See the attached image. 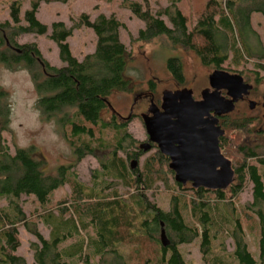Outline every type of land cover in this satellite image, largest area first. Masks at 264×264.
<instances>
[{
    "label": "trees",
    "instance_id": "1",
    "mask_svg": "<svg viewBox=\"0 0 264 264\" xmlns=\"http://www.w3.org/2000/svg\"><path fill=\"white\" fill-rule=\"evenodd\" d=\"M51 1L67 0H29L23 11L21 0L10 1L9 20L0 22V66L10 71L27 70L37 95L35 108L43 119L56 120L75 160L48 173L35 156L34 147H16L10 153L0 143V199L7 202V208L0 207V264H26L17 254L20 226L35 237L29 243L33 264H186L178 246L196 238L202 258L208 262L212 239L219 233L231 238L236 264L264 263V149L231 140L239 158L231 162L234 180L225 190L187 189L176 183L181 191L171 195L168 210L148 201L146 192L164 181L162 167L172 171L158 151L146 157L140 168L138 163L130 167V157L138 161L144 152L128 150L135 147L128 121L108 101L113 91L131 90V80L126 76L130 54L119 38L123 24L113 14L100 13L90 20L81 13L71 27L61 21L49 27L36 14L41 2ZM120 1L144 24L137 32L138 41L162 37L170 46L192 50L201 64L212 69L220 68L227 52L234 65L256 56L261 60L254 63L256 75L262 72L264 78V47L257 45L259 53L254 56L246 45L254 33L251 15H261L264 24V0H199L195 4L200 7L193 15L184 12L182 0H166L168 4L154 12L150 0ZM80 26L90 29L96 41L93 53L79 60L72 55L67 38ZM48 28V37L57 45L64 63L61 67L51 66L35 43L20 45L15 41L21 34L43 35ZM219 34L224 44L218 41ZM166 68L176 84L185 82L180 58H168ZM147 84L155 87L152 80ZM7 98V92L0 89V131L9 119ZM103 111H109L107 119L101 116ZM222 125L227 133L250 130L247 119L240 117H227ZM86 155L96 157L100 168L94 173L96 180L89 193L73 170ZM247 183L252 185V201L238 206V196ZM65 184L67 196L48 204L52 194ZM119 186L128 191L121 193ZM22 194L33 196L43 212L26 216L19 206ZM124 195L127 203L123 202ZM86 199H90L88 205L81 208ZM183 209L189 212L193 225L185 222ZM74 214L88 234L91 230L90 236L79 232ZM37 220L48 227L47 238L37 229ZM244 222L246 230L257 237L258 259L249 251ZM161 230L166 245L161 243ZM212 264L226 263L214 257Z\"/></svg>",
    "mask_w": 264,
    "mask_h": 264
},
{
    "label": "rangeland",
    "instance_id": "2",
    "mask_svg": "<svg viewBox=\"0 0 264 264\" xmlns=\"http://www.w3.org/2000/svg\"><path fill=\"white\" fill-rule=\"evenodd\" d=\"M11 0H0V22L9 20L8 6ZM152 11H156L158 7H165L168 3L166 0H150ZM199 0H182V7L186 14L193 15L198 11ZM22 10L29 6V0H21ZM85 13L93 20L98 14L102 13L106 16L113 14L122 24L123 27L119 29L120 41L124 44L125 49L129 52L130 58L127 62L126 76L131 80V90L129 92L113 91L108 96V101L114 111L119 116L126 117L129 113V107L132 103L133 97L136 93L144 91L152 80L155 85V96L160 98L161 92L164 89H174L175 83L171 79L166 68V61L170 57L180 58L185 75V86L191 88L196 96L199 91L207 87V76L213 69L204 66L199 61L198 57L192 50L184 49L180 46H170V44L162 37L155 38L150 42H141L136 39L137 32L143 28L142 21L137 19L127 8L122 6L120 0H67L66 2L51 1L48 3L41 2L37 19L50 27L52 22L61 21L66 27H71L78 16ZM163 20L167 23L166 18ZM251 29L254 31L248 39L247 44L250 48L251 54L254 56L259 53V47H264V24L262 17L259 14L253 13L250 18ZM50 28L43 35L36 34H21L16 37L15 41L18 44L35 43L38 47L42 57L51 65L61 67L64 63L59 58L57 45L49 39L48 34ZM218 41L224 44L222 34H219ZM94 33L84 27L80 26L72 30V35L67 38L70 51L76 59H81L85 54L93 53L95 48ZM264 52V51H262ZM228 53V58L221 64V68L228 72H241L243 75H254L257 78V89L264 93V78L262 72L256 75V67L254 63L261 61L255 57L239 65H234L231 60V53ZM0 89L7 92V102L9 104V119L6 128L0 131V143L5 145L10 153H13L16 147H34L35 156L43 161V168L48 173H54L56 168L60 165H69L74 163V156L68 140L64 138L61 129L54 118L43 119L40 113L35 108L37 95L34 90L30 75L25 69L10 71L0 66ZM134 101V100H133ZM133 113L143 111L146 102L143 99L136 98ZM245 111L242 105H239L235 112ZM232 113L231 117H237L236 113ZM250 115V113H249ZM101 116L104 119L109 117V111H103ZM252 127V126H250ZM127 130L131 137L135 140V147L128 149L136 150L138 145L144 141L145 131L142 122L138 118L131 119L127 123ZM248 132V131H247ZM67 134V132H66ZM231 140L234 143L245 144L249 147H259L258 150L264 149V135H247L244 137L243 133L234 131L229 133ZM107 136L110 133H106ZM154 153L153 150L143 153L138 159V167L140 168L143 160ZM126 156L125 153H121ZM231 162H234L238 157L236 155L234 144L231 142L229 147H226L224 154ZM101 156V153H98ZM98 159L92 155H86L78 163H76L73 170L76 172V178L85 184L88 188L86 193L93 191L92 184L96 180L94 173L99 170ZM160 173L164 181L155 183L151 190L146 192L148 201L154 203L160 209L166 211L170 208V197L174 193L181 191L175 185L172 173L162 167ZM164 182V183H163ZM187 189L190 188L189 183L184 185ZM121 193H126L128 190L124 186H119ZM186 191V190H182ZM69 193V188L65 184L57 189L51 196L48 204L52 205L56 200L64 199ZM99 195V193L97 194ZM228 195V194H227ZM99 198V197H98ZM95 198V199H98ZM123 202L127 203L128 197L123 196ZM81 204V208L87 206V202ZM252 201V185L247 183L243 191L238 196L237 205L244 206ZM19 206L27 216L31 213H41L43 210L33 198L22 194L19 200ZM0 207L7 208L6 200L0 199ZM74 210V207L71 209ZM183 218L189 225L194 224V220L190 217L186 209L182 210ZM76 224L79 226V232L85 237L90 236L86 229L81 227L80 218L74 214ZM245 223V230L247 223ZM37 229L44 236L48 237V227L44 226L41 220L36 221ZM230 227V226H229ZM92 229V228H91ZM20 236V247L17 254L23 256L26 264H33L32 253L29 249V243L35 241V237L26 231L23 226L18 229ZM248 248L255 259H258V242L254 232L245 231ZM149 243L148 241H146ZM151 247L152 245L149 244ZM182 257L186 264H212L214 257L221 258L226 264H236L232 258L233 242L231 238L223 233L216 234V237L211 242V252L207 255L208 262L204 261L200 252V240L198 238L189 243L180 244L178 246ZM264 264V263H261Z\"/></svg>",
    "mask_w": 264,
    "mask_h": 264
},
{
    "label": "water",
    "instance_id": "3",
    "mask_svg": "<svg viewBox=\"0 0 264 264\" xmlns=\"http://www.w3.org/2000/svg\"><path fill=\"white\" fill-rule=\"evenodd\" d=\"M208 82L209 88L201 91L200 101L192 98L191 89L163 90L161 110L151 101L148 107L151 115L142 114L141 118L149 141L170 157L168 167L176 183L184 186L190 182L193 189L225 190L234 180V171L231 161L219 149L218 138L224 130L218 125V116L232 112L235 103L252 86L239 73L224 69H214L208 75ZM222 89L229 98L220 95ZM210 111L214 116L208 114ZM138 149L147 152L150 144L140 143ZM137 163L133 159L130 167ZM160 240L166 245L163 230Z\"/></svg>",
    "mask_w": 264,
    "mask_h": 264
},
{
    "label": "flooded vegetation",
    "instance_id": "4",
    "mask_svg": "<svg viewBox=\"0 0 264 264\" xmlns=\"http://www.w3.org/2000/svg\"><path fill=\"white\" fill-rule=\"evenodd\" d=\"M214 69H222V68L220 66V68H214ZM231 73H239L242 76L243 81L247 84H250L252 86V88L247 94H243L242 97L235 103V107H234V110L232 112L218 116V125L220 126L221 129L224 130L223 135L218 138V140H219L218 145H219V149H220L221 153H222L223 143L225 144L224 148L229 147L231 145V135L226 132L225 128L222 125V121L227 117H231V114L236 111V109L239 105H242L243 108H245V111L235 112V113L237 114V117L247 119L248 127L250 129L248 132L244 133V137L247 135V133L249 135L255 134L257 136L264 135V93L262 91H260L259 89H257V86H256L257 78L252 74H250L249 76H246V75H243L241 72H231ZM184 84H185V82L181 85L175 83L176 87L174 89H170V90H178V89H182V88H187ZM207 88H209L208 76H207V87L202 88L199 91L198 96H196L194 94V91L191 88H187V89L192 90V98L195 101H200L202 99L201 91L204 89H207ZM211 90L212 89L210 88V91ZM154 92H155V87L152 89L148 85L144 91L136 93L135 96L133 97V100L135 101L136 98L143 99V101L146 102L144 110L140 111L138 113H133L135 103L132 100V103L129 107V113H131L130 118L126 119L127 116L126 117L120 116V117L125 121H130L131 119L138 118L143 124L141 115L142 114L151 115V113L148 112V107H149L151 101L157 108H159L161 110V95H160V98H157L155 96ZM220 95L223 96L224 98H229V96L227 95V91L224 89L220 90ZM249 113H250V115H249ZM208 114L210 116H214L213 111H210ZM250 126H252V127H250ZM144 131H145V128H144ZM143 142H147L150 144V149L148 151H150V150H153L154 152L158 151L161 154L163 160L166 162L167 168H169L168 165L171 161L170 157L168 155H166L165 153L161 152L155 143L149 141V136L147 135L146 131H145V137H144ZM133 151H139L138 147L136 148V150L134 149ZM133 159H134L133 157H130V159H129L130 162ZM170 171H172V170H170ZM172 175H173V179H174L173 171H172ZM187 183H189V185H190V182H187Z\"/></svg>",
    "mask_w": 264,
    "mask_h": 264
}]
</instances>
